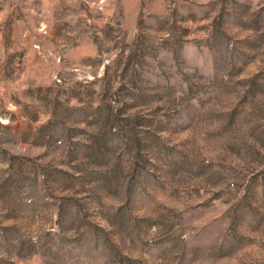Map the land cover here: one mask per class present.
Wrapping results in <instances>:
<instances>
[{
	"label": "rangeland",
	"instance_id": "1",
	"mask_svg": "<svg viewBox=\"0 0 264 264\" xmlns=\"http://www.w3.org/2000/svg\"><path fill=\"white\" fill-rule=\"evenodd\" d=\"M0 264H264V0H0Z\"/></svg>",
	"mask_w": 264,
	"mask_h": 264
}]
</instances>
